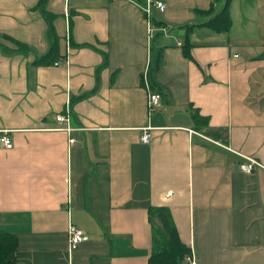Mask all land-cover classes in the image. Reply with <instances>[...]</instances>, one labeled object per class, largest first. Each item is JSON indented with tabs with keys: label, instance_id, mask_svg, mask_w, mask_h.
<instances>
[{
	"label": "crops",
	"instance_id": "1",
	"mask_svg": "<svg viewBox=\"0 0 264 264\" xmlns=\"http://www.w3.org/2000/svg\"><path fill=\"white\" fill-rule=\"evenodd\" d=\"M164 1L151 37L147 0H0V33L30 45L0 47V228L17 264H150L154 205L196 264H264V0H232L228 31L196 25L214 0ZM47 11L59 64L36 61ZM68 106L71 131L55 117ZM70 224L89 236L73 249Z\"/></svg>",
	"mask_w": 264,
	"mask_h": 264
},
{
	"label": "trees",
	"instance_id": "2",
	"mask_svg": "<svg viewBox=\"0 0 264 264\" xmlns=\"http://www.w3.org/2000/svg\"><path fill=\"white\" fill-rule=\"evenodd\" d=\"M46 1L47 0H39V4L43 6ZM231 1L232 0H214L208 9L203 10L207 17L203 21L197 22L196 25H206L215 30L228 31L232 26V17L230 14ZM46 14L50 19L48 31L51 37V45L46 53L37 58V62L48 59L56 61L60 57H66L68 54V50L66 49L65 53L60 56V36L57 34L53 25L52 14L48 11ZM150 19L152 21V16ZM157 22L160 24L166 23L165 21L162 22L159 20ZM0 37H4L13 43L10 45L0 41V47L8 53L17 51L27 52L30 49L29 44L7 33H0ZM261 56H264V51ZM153 57L155 69L159 66L160 57L159 54H154ZM194 116L197 121L205 118L198 112H195ZM206 122L207 119L205 118L203 123ZM156 218L161 221V225H156ZM150 219L154 227V246L149 257L150 264H180L181 261L186 259V255L192 251V248L180 238L170 210L163 205L151 206ZM18 243L19 238L15 232L0 228V264H17L15 252L18 248Z\"/></svg>",
	"mask_w": 264,
	"mask_h": 264
},
{
	"label": "built area",
	"instance_id": "3",
	"mask_svg": "<svg viewBox=\"0 0 264 264\" xmlns=\"http://www.w3.org/2000/svg\"><path fill=\"white\" fill-rule=\"evenodd\" d=\"M156 6L160 10H164L166 8V3L164 0H147V4L144 7L145 12L147 13V20L149 23L151 22V9L152 6ZM153 34V28L149 26V35L152 37ZM68 50H69V45H68ZM67 57H60L55 61V64H59L62 59L67 60ZM143 83L147 89L148 93V106H149V114H152V112L156 111L161 105H162V95L161 92L154 89L151 85V82L149 80V69L147 68L145 72L143 73ZM56 119L61 125H57L58 128H64L68 131H71L73 129V125L71 123L72 121V114H71V109L68 106L65 110L58 112L56 114ZM153 128V125L147 124L143 128V132L141 134V140L144 142H149L151 140L152 132L151 129ZM71 142H75L77 139L76 137L72 136L70 138ZM1 141L6 145L7 147H12L13 141L11 137L7 134V131H3L1 134ZM217 141V140H215ZM218 142V141H217ZM249 161H243L241 162L240 166L243 170L247 172H251L255 169L257 165H260L259 162H257L253 158H248ZM88 234L85 233V231L81 228L78 227L75 224H70L69 226V245L70 249L75 248L80 242L88 239ZM186 261H189L191 264H196L194 257H193V250L186 255Z\"/></svg>",
	"mask_w": 264,
	"mask_h": 264
}]
</instances>
